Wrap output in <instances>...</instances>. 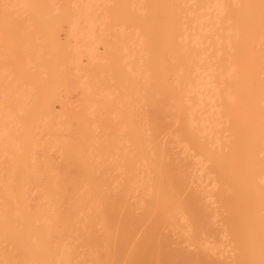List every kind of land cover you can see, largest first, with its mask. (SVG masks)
<instances>
[{
  "label": "bare ground",
  "instance_id": "1",
  "mask_svg": "<svg viewBox=\"0 0 264 264\" xmlns=\"http://www.w3.org/2000/svg\"><path fill=\"white\" fill-rule=\"evenodd\" d=\"M152 1L149 12L147 11L148 14L144 18L135 16L137 14L130 7L125 11L124 18L143 26L146 44L153 55L154 84L146 93V102L151 109L149 127L153 137V154L150 149L152 144H147L136 115L128 108L118 109L110 106V110L121 115L122 122L127 125L126 133L130 136L128 143L131 150V156L126 155L127 158L124 157L126 160L124 159L120 166L121 184L112 188L109 173L116 167L112 155H115L120 143L115 124L111 119H107L104 123L101 132L102 141L98 145L102 158L99 161L95 155L97 154L95 135L87 125V119L83 117L76 136L63 139L59 144L62 161L54 167L56 172L47 171L45 174V189L51 204L49 213L41 208L33 209L28 206L26 189L32 179L31 146L35 141L37 121L46 118L54 121L56 118L54 105L60 103L62 99L59 84L62 77L60 59L66 50L72 57L71 53H74L75 46L70 47V52L69 45L62 42L59 37L61 26L53 24V21L50 27L46 23L47 27L42 26L43 29L45 27L48 29L45 30L47 33L45 35L50 45L54 46L53 51L59 49L62 56L60 58L53 53L56 61L48 63L49 66L45 61L41 64V72L23 76L25 84L30 85L32 89L28 88L24 93L29 100V108L25 112L23 132L18 136L21 152L16 155L17 167L14 172L17 207L13 206L8 195L0 189V196L6 204V208L0 213V235L6 244L5 247L0 246V264H264V186L259 180L264 174V158L261 154L264 151V78L262 76L264 53L255 52L256 55L251 59L248 58L249 55H245L247 58L243 56L244 58L234 59L235 78L231 87L234 94H237V102L234 101L237 105L231 109L232 106L229 108L227 101L226 104L224 102V106L227 104L228 106L224 108L230 112L234 110V115L242 119L237 121L238 117L235 115V118L233 112L228 114L236 120V124H240L235 127V122L233 125L231 121L232 126L227 125L228 131L234 127L236 136L233 133L234 139L229 137L231 141L227 138L232 143H229V147L226 146V150L218 148L222 150L220 151L217 147H212V144L210 145L213 149L209 148L210 142L207 140L206 143V140L197 136L189 123L190 116L187 112L189 109H186L188 106L183 102L185 86L189 83L185 81L187 76L184 74L186 78H182L184 81H181V87H175L170 80L166 63L168 49L162 42L164 38L162 24L165 25L164 17H170L172 21L175 17L171 6L168 8L171 3L167 4V0ZM73 3L78 2L75 0ZM6 4L8 1L3 0V5ZM43 4H40L42 7L39 5L42 9L38 8L40 11L46 12L50 9L47 7L45 10L46 6L44 8ZM126 4L129 6V3ZM79 5L75 4V6ZM247 5L249 8L250 5ZM234 6L235 4L229 7L231 14L236 11ZM243 10L236 11L237 15H235L239 16L238 13L242 15ZM246 12L252 13L250 9ZM42 14H39L41 18H43ZM70 18L68 17V21ZM11 20L13 21V18ZM54 21L56 23L57 19ZM74 23L73 21L69 27L72 30L76 26ZM11 26L9 29L13 28ZM246 30L248 31L247 27ZM70 32L69 30L68 33ZM71 33L73 34V31ZM256 33L255 42L264 39L263 29ZM16 38L15 36V40ZM9 46L11 48V45ZM175 47L177 46L172 41L170 52L181 53V50L178 51L179 46L177 49ZM115 66L119 71L121 84L130 83L131 76L122 69L118 59H115ZM228 82L226 87L230 86ZM3 84L1 81L0 90L4 89ZM159 95L176 97L179 101L177 112L178 109L180 111L177 113L179 117L177 121L180 120L179 125L177 124L179 133L210 159V167L218 186L214 192L216 201L225 212L221 219L230 236L229 241L234 251L231 260L224 257L222 259L221 256L217 257L218 255L213 256L203 248H198L197 251L195 250L196 253H192L180 246L165 231L172 227L178 228L180 215L184 213L191 226L188 224V228L192 229L191 238L195 241L201 235L200 232L211 222L209 217L206 218L208 215L204 212L207 211H203L204 203L201 202L197 191L186 189L189 180L185 174L183 176L182 166L175 162L177 160L169 157V151L162 141L161 135L171 128V123H168L164 117V112L167 110H164L166 107L161 104L164 100L161 102ZM232 131L230 130V133ZM140 161H146L151 177L140 186L142 201L131 205L128 199L140 176ZM184 191L191 193L183 195ZM69 232L77 234L78 244L67 249L65 238ZM187 238L189 239L188 236Z\"/></svg>",
  "mask_w": 264,
  "mask_h": 264
},
{
  "label": "rangeland",
  "instance_id": "2",
  "mask_svg": "<svg viewBox=\"0 0 264 264\" xmlns=\"http://www.w3.org/2000/svg\"><path fill=\"white\" fill-rule=\"evenodd\" d=\"M6 1L8 4L3 5V0H0V83L1 81L4 83V89L0 90V189L8 195L13 206L17 207L14 193L16 186L14 172L17 167L16 155L21 152L18 136L23 132L25 112L29 108V100L24 93L28 88L32 89L30 85L25 84L23 76L37 71L41 72V64L45 61L47 65L56 61V56L59 55L61 58L62 54L59 53V49L56 51L55 48L56 52L53 51L54 46L50 45L49 39L45 35V30H48L45 29L46 24H49L48 27H50L52 21L53 24L61 26L59 28L61 41L69 45V50L70 47L75 46V50L74 53H71L72 57L66 50L63 59H60L63 61H61L62 77L59 82L62 99L60 103L54 105L55 120L51 121L50 118H46L36 123L35 141L31 146L30 159L32 179L26 189L28 206L33 209L41 208L47 213L50 212L51 204L45 189V174L47 171L56 172L54 167L62 161L59 144L63 139L76 136L81 126L80 120L83 117L87 119V125L95 135L97 152L95 155L99 161L102 158L98 151V145L102 141L101 132L104 123L107 119H111L115 124L120 143L115 155L111 156L116 167L110 170L109 178L112 181V183L110 181L112 188L120 185L122 179L120 166L124 157L127 158L131 151L128 143L130 136L126 133L127 125L122 122L121 115H118L114 110L111 111L110 106L131 110L141 124L147 144L151 145L153 139L149 127L151 109L146 102V93L153 88L154 84L153 55L146 44V33L142 29L143 26L125 19L124 14L130 7L137 14L135 16L144 18L153 1L76 0L78 3L75 4L81 3L79 5L81 7L75 6L73 3L75 0ZM167 1V4L171 3L168 8L171 6V11L175 15L173 21L176 20L173 23L172 18L164 17L165 25L162 24V28H164L162 29L164 35L162 42L168 49L166 63L169 68L170 80L175 87H181V81H184L182 78L187 76L185 81L189 83L185 86L183 102L188 106L186 109H189L187 111L190 116L189 123L197 136L206 140V143L210 142L209 148L217 147V149L226 150V146L229 147V143H232L229 142L231 141L229 137L234 139L233 133L235 134L234 127H231L230 124L231 121L233 124L236 120L242 119L235 114L238 117L236 118L234 110H232L231 112L236 118L234 120L231 115H228L231 112L224 108L228 104L229 108L232 106L231 109L237 105L235 103L237 94H234L231 87L235 78L233 61L237 58H244L245 55L251 56H248L251 59L257 52L264 53V39L261 38L262 40L259 39L255 42L257 37H254L256 32L261 29L264 31V0ZM125 3H129V6ZM232 3L235 4L234 9L237 12L242 11L245 6L247 9L244 7L243 13L245 12L247 16L245 13L242 15L238 13L239 16H236V11L231 14L229 7H233ZM40 4H43L44 8L46 6L45 10L47 7L50 9L46 12L43 10L44 13L40 11L42 10L39 8ZM247 4L250 5L249 8ZM249 9L251 14L246 12ZM39 14H42L43 18ZM68 17H71L69 21ZM54 19H57L56 23ZM9 21L14 25L11 26ZM43 21L44 23H42ZM71 21L76 24L73 30L69 28ZM43 25H46L44 29ZM10 26L13 28L9 29ZM69 30L73 31V34L70 32V35ZM11 36L13 40L10 39ZM14 40L18 43H15ZM172 41L177 47L179 46L178 51L181 50V53L170 52ZM33 46L35 47L33 48ZM65 46L66 44L63 49ZM177 47L175 48L177 49ZM53 53H56V56ZM115 59L119 60L122 69L131 76L130 83L121 84L119 81L120 74L115 66ZM262 76L264 78V73ZM188 79L189 81H187ZM227 82L230 85L229 89L226 87ZM160 96V101L164 100L161 104H164V108L166 107L164 110H167L164 112V117L168 123H171V128L162 133V141L169 151V157L177 160L175 162L182 166V174L186 175L189 180V186L187 185L186 189H192V192L197 191L201 202L203 201L202 203L205 204H203V211L209 212H204L208 215L206 218L209 217V222H211L205 230L200 232L202 237L200 235L198 241L195 240L197 242L191 238L192 229L188 218L184 217L187 216L184 213V215H180L178 228L172 227L165 231L180 246L192 253H196L198 248H203L213 256L218 255L217 257L221 256L222 259L224 257L231 260L234 251L229 241L230 236L221 219L225 212L216 201L217 197L214 192L218 186L214 172L211 170L212 167H210V159L196 147L194 148L192 142L179 133L177 124L179 125L178 121L180 122V120L177 121L179 119L177 113L180 111L178 109L177 112L179 101L176 97L163 96L164 99H162V95ZM224 102L228 104L224 106ZM229 124L231 125L230 130H233L231 136L230 130L228 131L229 126H227ZM237 125L240 124H236L235 127ZM150 149L153 154V144ZM261 154L264 158V151ZM132 155L134 156L133 153ZM140 162V176L138 182L133 184L134 189L128 199L131 205L142 201L143 195L140 194V186L151 177L146 161ZM123 172L125 173V171ZM259 180L264 186V174L260 176ZM191 191H184L183 195L185 193L188 195ZM5 208L6 204L0 196V213ZM209 214L211 215L209 216ZM211 224L212 226H210ZM77 244V234L69 232L65 238L66 248ZM0 246H6L1 235Z\"/></svg>",
  "mask_w": 264,
  "mask_h": 264
}]
</instances>
